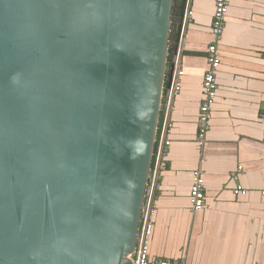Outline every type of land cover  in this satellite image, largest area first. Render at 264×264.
<instances>
[{"label": "water", "instance_id": "water-1", "mask_svg": "<svg viewBox=\"0 0 264 264\" xmlns=\"http://www.w3.org/2000/svg\"><path fill=\"white\" fill-rule=\"evenodd\" d=\"M174 2L0 0V264H135Z\"/></svg>", "mask_w": 264, "mask_h": 264}, {"label": "crops", "instance_id": "crops-1", "mask_svg": "<svg viewBox=\"0 0 264 264\" xmlns=\"http://www.w3.org/2000/svg\"><path fill=\"white\" fill-rule=\"evenodd\" d=\"M215 8L216 0H188L192 14L177 56L171 55L169 65L175 58L183 76L175 74L179 90L171 104L167 88L163 99L157 143L170 144L153 188L150 258L264 264V0H231L220 38L213 32ZM175 37L176 47L178 32ZM216 43L217 97L200 145L208 48ZM197 170L205 177L206 201L195 212L190 192ZM237 187L246 194L236 195Z\"/></svg>", "mask_w": 264, "mask_h": 264}, {"label": "built area", "instance_id": "built-area-1", "mask_svg": "<svg viewBox=\"0 0 264 264\" xmlns=\"http://www.w3.org/2000/svg\"><path fill=\"white\" fill-rule=\"evenodd\" d=\"M230 2L231 0H216V8L213 23V32L216 38H220L223 35L226 19L229 13ZM191 14L192 13L190 10L186 11L185 21L190 18ZM208 63L210 67L204 79V102L202 104L199 116L200 131L198 141L200 145H203L207 138V133L210 129L211 124V107L217 97L218 84L216 72L218 71L221 65L217 43L211 45L208 48ZM175 74L178 75V77L183 76L182 71H176ZM178 90V79L174 77L172 89L170 91L171 99L169 95L170 104L172 102V96L176 94ZM169 144L170 143L168 142V140L163 138L160 142L157 143L156 146L152 184L150 186L147 203L143 210V216L140 226V236L138 239V247L133 257L135 264H184L171 260H153L150 258V243L154 231L155 217V207L152 194L155 182L159 176L158 174L161 172L162 169V157ZM192 178L193 179L190 192V204L192 210L197 212L203 209L206 201L205 177L202 171L197 170L193 173ZM234 193L236 195L246 194L242 187H237Z\"/></svg>", "mask_w": 264, "mask_h": 264}, {"label": "trees", "instance_id": "trees-1", "mask_svg": "<svg viewBox=\"0 0 264 264\" xmlns=\"http://www.w3.org/2000/svg\"><path fill=\"white\" fill-rule=\"evenodd\" d=\"M183 3H184V0H175L174 2L169 63H170V60L172 59L171 55H173V51H175V38H176L175 36H176V32H178L179 22H180L181 15H182ZM154 162H155V157H154Z\"/></svg>", "mask_w": 264, "mask_h": 264}, {"label": "clouds", "instance_id": "clouds-1", "mask_svg": "<svg viewBox=\"0 0 264 264\" xmlns=\"http://www.w3.org/2000/svg\"><path fill=\"white\" fill-rule=\"evenodd\" d=\"M16 81H17V76L14 75V76L12 77V82H13V83H16ZM141 142H142V141H141ZM133 143H135V142H133ZM130 158H135V157H133V156L130 155Z\"/></svg>", "mask_w": 264, "mask_h": 264}]
</instances>
